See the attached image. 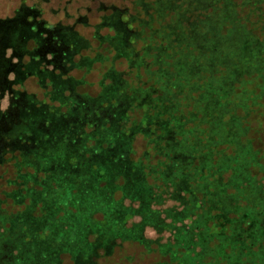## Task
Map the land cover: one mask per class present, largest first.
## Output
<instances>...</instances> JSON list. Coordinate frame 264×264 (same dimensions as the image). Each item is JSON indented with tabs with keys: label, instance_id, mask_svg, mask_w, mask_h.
Instances as JSON below:
<instances>
[{
	"label": "trees",
	"instance_id": "16d2710c",
	"mask_svg": "<svg viewBox=\"0 0 264 264\" xmlns=\"http://www.w3.org/2000/svg\"><path fill=\"white\" fill-rule=\"evenodd\" d=\"M184 1L187 0H132L129 7L104 8V20L112 21L110 28L125 38V58L132 67L127 78L138 77L144 65L147 71L141 79L168 82L159 89L143 83L149 99L140 107L141 118L131 125L138 127L145 137L141 159L132 161L118 156L121 144L111 137L115 135L111 130L120 135L119 127H106L103 117L92 112L82 115L86 102L99 106L105 103L100 96L80 104L68 101L65 106L81 113L74 115L61 110L59 118L52 119L67 128L73 124L69 125L67 119H76L75 125L81 127L78 133L68 131L58 135L62 142L79 143L76 149L66 152V165L69 171L77 172L80 156L88 160L86 164L93 175H77L76 182L54 177L52 187L61 186L66 194L52 197L44 188V175L52 176L57 169L61 173L63 170L58 154L47 146L59 138L37 129L40 123L44 129L48 127L47 108L59 109L61 92L67 95L77 84L57 85L48 77L52 80L45 81L51 107L23 97V107L14 108L28 110V114L17 119L11 116L13 124L0 129V166H11L15 176L7 182L8 191H0V206H18L29 191L32 195L29 202L37 209L45 204L50 214L47 222L38 225L35 218L43 217L45 212L26 219L21 208L8 217L0 209V255L7 243L22 235L25 262L74 264L85 247L91 245V232L97 231L103 247L138 244L125 237L131 232L138 233L137 225L151 226L154 219L164 224L169 214L180 217L186 213L174 225H166L168 230L175 228L176 244H157L159 251L155 253L163 260L158 264H264V0H240L242 13L233 0H217L215 8L205 9L200 14L201 20L190 25ZM23 5L25 0L13 9L11 17L0 18V23L10 22L19 17L22 9H29ZM141 7L146 18L143 24L136 22ZM29 10L43 14L35 6ZM134 23L139 26L138 31H134ZM53 29L47 26V30ZM23 61L19 66L27 76L28 65L24 66ZM151 67L154 69L150 70ZM160 90L162 95H158ZM123 94L124 91L112 93L116 106L111 108L120 115L127 112L120 106ZM127 96L132 98L134 94ZM123 116L121 121L126 122L128 117ZM31 118L35 120L31 126L40 135L33 134V130L21 131ZM96 142L100 144L98 148ZM88 154L95 161L87 159ZM103 160L113 164L109 175L97 168L96 161ZM130 166L133 170H129ZM145 170H151L149 175L154 176L152 185L148 184ZM90 178L96 187L93 195L81 187ZM135 185L149 190L147 199L135 193ZM168 188L174 206L163 209V195ZM79 192L82 194L78 195ZM81 197L88 209L80 213ZM125 200L139 202V207L131 210L141 209L124 212L123 216V212L114 208ZM154 202L159 209L150 207ZM144 207H150L148 212ZM130 215H139L141 223L133 227L135 224L129 226L125 222V227L119 228L116 222L124 217L129 219ZM48 226L55 232L49 234ZM142 232L143 229L140 237L144 239ZM48 235H51L49 245L42 247ZM151 243L150 247L154 242ZM17 247L20 252V246Z\"/></svg>",
	"mask_w": 264,
	"mask_h": 264
},
{
	"label": "rangeland",
	"instance_id": "374dc122",
	"mask_svg": "<svg viewBox=\"0 0 264 264\" xmlns=\"http://www.w3.org/2000/svg\"><path fill=\"white\" fill-rule=\"evenodd\" d=\"M129 2L132 3V0H25V5L23 6H26L29 9H33L35 6L36 8L42 10L43 14L37 13L36 10L31 11L24 8L19 13L18 18L10 22H1L0 129H3V126L7 127L8 125L13 124L11 116L17 119L23 118L28 114V110H15L23 107L25 99L30 102L40 103L41 106L45 108L51 107V96L45 83V81H47V83L52 81L48 78L51 77L57 85H71L75 83L77 84V87L74 90L69 91L67 95H64L61 92L60 100L62 103H60L59 109L51 111L47 108V115L49 117L46 122L48 127H45L44 129L42 123H40L37 130H45L49 135L55 134L57 136H61L63 133H67L68 131L78 133L79 128L81 127L79 124L75 125L74 122H76V119H67L69 125L73 123L69 128L61 126L58 122L52 119L59 118L61 110L73 112L74 115L81 113L79 109L72 110L65 106L68 101L74 100L73 103L80 104L84 100L96 99L100 96L105 103L99 106L93 102L89 103L85 101L86 104L84 106V110L81 109L82 115L83 113L92 112L103 117L105 121L103 123L106 127H119L122 132L120 135H118L114 129L111 130L112 133L115 132V135L112 134L113 136L111 137L115 139V142L118 145L121 144V148L118 147L117 149L118 156L120 154L128 157L129 160L132 161L141 159L146 146L145 137L140 132L138 127H131V125L133 124V121L141 118L143 111L140 107L145 104L144 101L149 99V96H146L147 93H144L143 91L146 90L143 83H149L150 86L154 85L155 88L159 89L168 82L165 79H158L159 82L147 81L146 78L141 79V76L144 77L143 73L147 71V68L144 65L142 66V69L138 71L140 74L138 77L135 78L130 75L131 78H127L128 70L130 71L132 67L131 63L127 61V58H125V38L121 33L116 35L110 28L112 21L104 20V8L112 5L118 9H122L123 7H129ZM216 2L217 0H207L206 3L205 0L184 1V8L186 12L189 11V21L187 20V24L190 25L191 22L201 20L200 14H202L205 9L210 11L215 8ZM233 2L239 4V11L242 13V2L240 0H233ZM20 3L21 0H0V18L5 19L11 17L13 9L17 5H20ZM100 3L102 5H100ZM142 8L143 7L138 10L139 17L136 20V22H140L141 24L146 22L145 14ZM125 15H127V13ZM47 26H52L54 29L49 31L47 30ZM138 30L139 26L134 23V31ZM16 34H18V36H14ZM19 48H21V50ZM21 60H24L22 62L24 66L28 65L26 67V69H28L27 76H24L21 71V67L19 66ZM35 64H38L37 69ZM152 69L154 68L151 67L150 70ZM131 73L135 74L137 72L131 71ZM160 81H165V83H162L161 85ZM111 87L114 88V90L111 89ZM137 88H141L142 91L136 90ZM113 91L114 93L124 91V96L122 97L123 103L120 105L123 110L127 109L125 115L123 114L124 116L114 112L111 108L116 106V104L112 101L114 95H112ZM15 93L18 94V96H15ZM132 93L134 96L132 98H128L127 95ZM162 94L163 92L160 90L158 95ZM121 116H123V119H126L127 116L128 120H126V122L121 121ZM33 120L34 119L32 118L29 119V122H26V125L24 124L25 127L21 131L33 130V132H35L33 134L36 136L40 135V132L36 130V127L31 126L35 121ZM38 120L39 119L36 121ZM91 129V126H89V130ZM13 130L17 131L16 129ZM131 130L133 133L129 134L128 131ZM1 133L2 132H0V134ZM5 133L6 131H4L3 136ZM59 136V140L56 139L48 142L47 146L58 154L57 158L59 159V163L63 162V164H59L63 170L62 173L59 168L57 169L59 171L54 173L52 176L44 175V188L48 191L47 194L49 193L50 195H54L52 197H62L66 194V191H64L61 186H57L58 189H54L52 187L55 184V181L51 179H54V177V180H60L63 177H66L69 180L76 182L78 177L77 175H90L92 173L91 167L86 164L88 160L83 159L80 156L78 160L80 164L79 170L77 172L69 171L65 162L66 152L76 149L79 143L74 144L62 142V139ZM21 139L24 140L23 138ZM39 139L40 138H38L37 141H39ZM14 142H16V140H14ZM95 145L96 148L100 146L98 142H96ZM6 146H9V144L6 143ZM25 146H27L26 143ZM40 149H45V147L40 146ZM41 151L45 152L43 150ZM87 159L95 161L94 157L90 154H88ZM36 161L37 160H35V162ZM96 163L97 168H101L100 170H102L103 173L107 175L111 174L110 167L113 164L110 161L103 160L96 161ZM129 170H133V168L130 166ZM149 172H151V170H145V173H148V176L146 175V179L148 184L152 185L154 176L149 175ZM126 173L127 172H125V174ZM13 175L14 172L11 166H0V191H8L9 187L7 186V182L13 178ZM30 176L34 177L33 174H30ZM35 177H39V175ZM154 183L156 184V182ZM81 187L86 188V191L90 195H93L96 191L93 178H90L89 181ZM135 187L136 194H138L142 199L148 198V193L150 192H148L149 190H147V188H139L137 185H135ZM171 192V188H168L166 189V193L163 195V209H171L174 206V199ZM154 193L158 192L154 189ZM80 194L82 193L79 192L78 195ZM25 195L26 196L23 197L22 203L18 206L15 204L1 205L0 209H3L1 211L5 212V216L8 217L9 214H13L17 212L18 208H21V210H24L23 214L27 215L26 219L34 217L33 214L36 217V215H39L41 212H45L43 217L35 218L36 222H39L38 225H43L44 222L48 221L50 210H47L45 204L43 208L37 209L33 206L31 201L29 202V199L32 196L30 195V192L26 191ZM81 198L83 205L80 213L86 212L85 210L88 209L85 198ZM115 198L118 199V197ZM45 202L46 200H44V203ZM156 202L151 204L150 207L159 209V207L156 206ZM131 207L138 208L139 202L131 203L128 200H125L124 203L118 204L117 208H114V210L123 212L124 216V212H136L141 209L139 208L135 211L131 210ZM150 207H144V210L148 212ZM51 213H53V211ZM66 214L65 217L68 218ZM183 216H187V214L183 213ZM183 216L176 217L169 214L168 218L165 219V225L162 221L154 219L152 220L153 225L150 223L151 226L146 225L144 228L143 225L140 224L141 219H139V215H135V217L130 215L129 217L131 218L127 219L128 217H124L120 221L113 219L114 222L117 221L116 224L119 228H124L125 222L126 225L129 224V226L131 224H135L132 225L133 227L140 224L137 225L139 228L138 233L135 234L134 232H131L126 234L125 237L128 241L137 242L142 248L136 243H123V252H118L116 250L117 256L119 253L121 255L126 254L127 260L122 264L161 263L163 260L156 254L159 251L156 249L158 246L157 244H171L173 246L176 244L174 234L176 230L174 227H170V230H173L171 232L168 230L167 226L174 225L176 219L182 218ZM30 222L33 221L31 220ZM63 222H67L66 219L63 220ZM187 224H189V222ZM48 228L50 229L49 234L55 232L51 229V226H48ZM142 229V236L150 242L149 244L140 237ZM12 236L15 237L16 235ZM50 237L51 235H48L46 236V239L44 238L45 242L42 243V247L46 244L47 246L49 245ZM13 240L4 246L3 254L0 255V264H30L29 260L26 262L24 261V256L22 254L24 252V240L22 235L15 237ZM151 242H154L153 246H151L152 248L150 247V244H152ZM17 246H20V252L17 250Z\"/></svg>",
	"mask_w": 264,
	"mask_h": 264
},
{
	"label": "flooded vegetation",
	"instance_id": "af4514ba",
	"mask_svg": "<svg viewBox=\"0 0 264 264\" xmlns=\"http://www.w3.org/2000/svg\"><path fill=\"white\" fill-rule=\"evenodd\" d=\"M91 245L85 247V251L82 256L75 260L74 264H122L125 263L127 258L126 254L117 256L118 252H123V244H117L115 246L103 247L101 238L97 231L90 233Z\"/></svg>",
	"mask_w": 264,
	"mask_h": 264
}]
</instances>
